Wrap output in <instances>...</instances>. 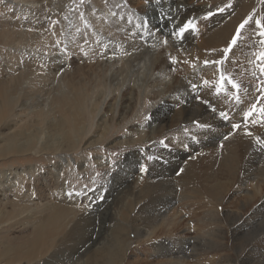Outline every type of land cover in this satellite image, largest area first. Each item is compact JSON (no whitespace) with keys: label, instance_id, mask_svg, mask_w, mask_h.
<instances>
[{"label":"bare ground","instance_id":"6f19581e","mask_svg":"<svg viewBox=\"0 0 264 264\" xmlns=\"http://www.w3.org/2000/svg\"><path fill=\"white\" fill-rule=\"evenodd\" d=\"M59 1L63 5L57 7L56 4L46 9L49 5L46 3H51L52 0H35L37 12H33L38 14L44 9L41 16L50 18L51 29L56 28L58 22H63V29L67 30L68 27V53L63 57L50 55V65L48 64L46 72L58 81L55 85L61 86L62 90L56 93L51 84L40 87L33 83L36 86L33 87L31 84V87L29 81L22 82L19 75L25 73L27 69L23 66L18 67L14 61L6 68L7 70L0 72V166L5 165V162L1 161L16 160L18 157L31 154L36 157L55 154L56 158L47 166L48 172L45 174L47 176L33 164L23 165L19 169L14 168L15 170L0 169V264H64L63 260H59L58 263L60 255L47 257L48 254L55 249L56 253H59L61 251L58 250L63 248L57 247L62 245L66 248L68 244H70L68 248L80 251L81 246L77 242L80 235H84V229L80 230L81 226L76 223L70 233H67V230L78 218L77 213L83 211L80 208L82 206L78 205L86 194L68 190L67 168L71 166L72 161L68 151H76L82 145L89 146L88 148L98 145L105 134L109 133L115 116L120 115L119 125L126 121L141 95L155 101L153 104L156 108L152 116H157L159 110L165 111L169 107L173 110L172 114L164 119L158 117L152 122L151 128L133 122L131 126L133 125L136 135L131 138H116L117 140L110 142L112 148L135 144L138 140L151 142L153 132L162 133L167 130L183 135L182 140H189L191 139L189 137H196V134H199L203 146L183 154L180 162L181 174L175 178L165 179L164 175L161 177L158 174L153 178L143 175L146 178L144 177L141 184H133L131 179L139 177L134 165L120 168L119 173L125 174V183L130 185L116 186L111 194L115 193L116 198L126 196L128 192L135 196L132 203L134 213L122 217L123 229L127 224L130 225L129 230L137 228L139 222L135 218L137 215L143 220L152 218L150 215L153 211L150 212L151 209L148 207L155 206L154 219L159 217L163 222L145 225V229L139 230L141 232L139 239L133 244L129 243V238L120 241L119 234L111 229L108 238H104L99 244L97 242L91 244L94 247L97 244V253L87 260L80 258L81 262L75 264H128L126 261L128 257H136L134 264H246L247 262L243 260L249 258L248 253L253 249L257 250L254 254L257 257L256 264H264V246L257 249L260 243L264 242V234L255 236L256 240L252 244L248 243V238L254 237L252 225L264 217V193L261 192L264 177L253 185L252 190L235 192L236 188L244 187L248 180L258 179V175L256 177L253 175L254 180L248 177L246 156L250 141L255 139L254 136L257 138L264 133V118L260 116L255 118L256 116L251 115L245 123L242 115L251 111L253 106L256 108L255 112L264 108V99L261 98L264 97V91H261L264 88L262 82L264 74L261 73L264 61L259 59L260 53L264 52L262 43L264 37L260 35L264 28L256 26V21L261 22L262 17H236L238 13L233 17H206L203 20L206 29L201 32L203 44L197 46V51L193 53L192 49L187 50L188 43L180 45L182 37L179 35V29L187 22H192L194 17H143L144 11L142 14L136 13L131 7L130 11L135 17H124L131 14L129 9L123 11L116 7L121 5L120 8H123L127 4V2L124 4V0H84L83 6L77 11L74 10L71 16L75 13L80 15L84 7L87 17L78 15L79 17L66 18L68 12L66 4L70 0L56 2ZM251 1L243 2L239 12L247 13L251 8ZM262 10L264 13V7ZM151 11L145 10L146 14ZM41 16L35 22H43ZM245 20H248V23L240 30L237 43L231 45V41L236 38L237 28H240ZM26 27L22 26L23 30H18L19 35H16L25 36ZM187 32L183 38H186ZM51 33L53 30L50 29L38 30L36 36L44 38ZM9 41L10 39H7L6 43ZM7 46L9 48V45ZM230 46L231 51L226 53L225 50ZM11 49L14 50L12 46ZM247 50L249 62L246 68L241 69L232 59L242 58L243 52ZM13 59L20 60L17 56H13ZM205 61L210 63L206 65ZM212 61L223 63L215 64L211 63ZM85 67H88L91 73L84 72V79H79L78 71ZM34 68L40 70L38 67ZM253 72L256 74L253 75ZM222 75L225 79L230 77L238 87L231 89L224 80L221 88ZM252 76L259 77L254 87L255 93L260 94L259 98L248 96L253 91ZM44 79L48 80L43 78V81ZM61 80H65L66 83H62ZM234 89L239 91L236 96L233 95ZM199 98L202 100L199 101ZM203 100L215 104L216 109L208 107ZM222 112L229 120L221 117ZM87 114L90 119H87ZM96 116L98 119L93 127L91 120ZM233 124L240 127L234 128ZM32 125H36L34 132L29 131ZM97 127L99 132L96 131ZM185 131L191 135H186ZM220 134L223 135L222 138ZM165 146L174 145L154 143L153 148L159 152L153 154L151 152L150 157L155 159V163H158L159 156L169 159L160 161H168L165 163L171 166L173 171L172 151L167 152ZM76 164L78 168L81 166ZM87 167L86 165L81 170ZM169 186L178 189L174 192L181 194V198L179 196L178 199L181 206H187L189 203L192 206L191 201L194 200L193 204H197L200 209H207L205 216L209 219H200L199 222L190 220L191 225L188 229L190 232L196 230V238L177 233L178 224L182 219L178 218L179 211L172 213V206L175 203L168 201L169 204L158 205L154 198V192L164 190L166 187L168 189ZM167 192L165 194H168ZM241 193L244 199L240 198V202L237 200L239 206L232 205L237 209L233 210L230 207L228 209L227 200ZM148 196H151V199H145ZM108 197V207H111V203L117 199L114 197L110 199L109 194ZM87 199L88 206L92 205L93 201L89 196L85 197V200ZM182 199L187 202L182 204ZM146 200L149 202L142 210L137 211L141 202ZM202 204L204 205L200 206ZM249 206H252L250 210L247 209ZM146 208L147 210H144ZM187 209L190 210L189 205L183 210ZM146 214L149 216H145ZM232 216H237L234 223L230 222ZM206 219L208 224L205 222ZM207 225L213 226L209 230L214 234L213 242L216 240L215 245L218 244L215 247L212 243L215 248H209L208 252L202 248L198 249L197 244V239L204 245L212 236L205 232ZM12 230H18V236L7 237ZM199 231L209 237L206 239L205 235L200 236ZM262 232L259 230V234ZM126 234L124 231V235ZM161 236L163 238L155 241ZM208 241L211 242L209 239ZM141 243L148 245L149 253L154 252L150 258H145L144 252L138 249V244ZM227 250L232 251V255L230 252L228 256L218 255L219 251L228 254ZM205 253L214 256L205 259L202 257Z\"/></svg>","mask_w":264,"mask_h":264},{"label":"rangeland","instance_id":"374dc122","mask_svg":"<svg viewBox=\"0 0 264 264\" xmlns=\"http://www.w3.org/2000/svg\"><path fill=\"white\" fill-rule=\"evenodd\" d=\"M52 1L55 3L58 0H52ZM245 1L246 0H124V4L126 2H127V4H125L123 8H120L121 5H118L116 7L118 8V10L122 9L123 11H128V9L130 11V7H131V10H135L134 12L140 13V14H142L143 13L142 11H144V13L142 15L143 17H194V20L192 21V23L195 25V30H190L189 32H187L186 38H182L181 41H179L181 46H182V44L186 45L188 43L189 49L187 48V50L190 51L192 49V52L194 53L198 49L197 46L203 44V41H201V39H202L201 32H204L206 29L205 25H203L204 24L203 20L206 17H233L234 14L236 15L238 13V15H236V17H262V19L264 20V18H263L264 13L262 10L264 7L263 6L264 0H252L251 1V3H252L251 8L247 11V13L244 14V13L239 12V11H240V6H242L243 2H245ZM53 2L46 3L47 5L49 4L48 7L45 4V7H47L46 9H48L50 6H54L56 4H57L56 5L57 7H59L60 5H63L62 3H60V1H59V3L56 2L55 4ZM83 2H84V0H70V2H68V4H66L68 7L69 13L67 12L65 17L71 18L73 16L74 17L75 16L76 17L85 16L86 13H85L84 7H83V12H80L81 13L80 15L78 13H75L73 16H71L72 12H74V10L77 11L80 7L83 6ZM187 2H189V3H187ZM132 4H134V5H132ZM135 5H137V6L135 7ZM127 6H128V8H127ZM35 8H37L35 0H21V2H19V0H9V1L0 0V34H1L0 38L2 37L0 40V67H1L0 72H4L5 70H7L6 68L10 67L11 64L16 62V65L18 64L17 65L18 67L23 66L27 69L25 73L23 72L24 74L21 73L20 74L21 76L19 75V78L22 82L29 81V83H30L29 85H31V84L34 85L36 83V85L40 86V87H42L45 84H51L52 87L54 86L53 89L57 93V92H60L62 90V87L59 85H55L58 81H56L54 78H52L50 74H46V72H47V68L50 65V58H49L50 55L55 54V55H59V57L60 56L63 57V56H66L68 53V48H69L68 27L66 25L67 30H66V28L63 29V26H64L63 22H58L56 28H54V29L49 28V27H51V24H50L51 21H49L50 18L46 17L45 15L43 17L41 16V14L42 15L44 14L42 12H44L45 10L44 9L40 10L42 12L37 14L36 13L37 10H35ZM146 9H151L152 11L149 14H146L147 13V12H145ZM221 9H223V11H221ZM21 10H23V11H21ZM33 11H36V12H33ZM88 12L89 11H87V14H89ZM122 13L123 12H121V16H122ZM39 16H41L40 18L43 20V22H41V23L35 22L37 20V18H39ZM126 16L127 17H131V16L135 17V15L132 12H131V14H126L124 17H126ZM30 17H33V18H30ZM86 17H87V15H86ZM262 19H261V23H263ZM21 23H22V26H27L25 28L27 34L23 37H21V36L18 37L17 35H19V34H17V31L23 30ZM40 26H43V27L40 28ZM17 27H18V29H17ZM45 29L46 30H49V29L53 30V33L48 34L49 37L47 35L44 38H38L36 36V32H38V30L44 31ZM240 30H241V28H237L236 34L238 31L240 32ZM13 33H14V35H13ZM67 34H68V37H66ZM11 35L17 36V37H12ZM8 36H10V37L8 38ZM47 38H49V39H47ZM7 39L8 40L10 39V41L6 43ZM14 39H15V41H14ZM17 39H18V41H17ZM184 42H186V43H184ZM11 43H13L14 45ZM7 45H9V48ZM11 46L13 47L14 50L11 49ZM239 48H241V45H239ZM187 50L185 52H187ZM8 51L11 52L12 54L8 53ZM180 51H181V49H180ZM5 53H7V54H5ZM9 54L11 55V57ZM248 54H249V51L247 50V51L243 52L242 58H239V59L233 58L232 60L236 64H238L241 69H244L247 67L248 62H249ZM6 55H8V57H5ZM13 56H17L18 58H20V60L18 59V61H15L13 59ZM6 58H8L9 60ZM194 64H196V63H194ZM30 67H32L33 69L32 68L30 69ZM34 67H38L40 70L37 71ZM1 69H3V70L1 71ZM22 69H24V68H22ZM84 72H90L89 68L85 67L84 69H82V68L79 69V71H78V75H79L78 78L79 79L80 78L84 79V77H85ZM36 73H38V74H36ZM34 74H36V75H34ZM254 74H256V73L253 72V75ZM41 75H43V76H41ZM252 77H253V79L251 81L254 85L253 91H252V94L249 93L248 96H250L252 98L253 97L259 98L260 94L255 93V90H254V87L256 86V83H257V80L259 79V77H254V76H252ZM30 78L32 81L30 80ZM43 78H46L48 80L44 79L45 81H43ZM53 80H55V81H53ZM225 81L228 83V85L231 87V89H233V87H232V84L234 83L233 80H231L230 77H226ZM229 81H231V83H229ZM61 82L66 83L65 80H61ZM262 82L264 84V80H262ZM32 85H31V87H32ZM36 85H34L33 87H35ZM55 86H56V88H55ZM202 87H203V85H202ZM238 92H239L238 89H234L233 95L236 96L238 94ZM201 100L202 99L199 98V101H201ZM154 102L155 101H150L148 96H145V95L139 96L135 107L133 108L132 112L130 113L129 117L126 120L127 122L126 121L121 122V124L119 125L120 115L117 114L115 116L113 122H112V127L110 128L109 133L105 134L104 139H102V141L98 145H96V144L92 145V146H90L91 148H88L89 146L82 145L76 151L75 150L74 151H68L69 154L71 155V159H72L71 166H68V168H67L68 190H69V192L72 191V192H76L78 194H86V195L83 197L82 202L78 205V206H82L80 208L83 209V211L79 212L80 211V208H79V211H78L79 213H77V215L79 214V216L76 219V221L73 222V224H71V226L68 228L67 233L71 232V230L74 228V225L76 223L79 224V226H81L80 230L84 229V235L81 236L79 234L80 240H78V242H77V244L79 243V246H81L80 251H82V252H80L79 249L75 250V249H70L71 247L68 248V246L70 244L66 245V248H64L62 245H60L61 247L58 246L57 248H63V250H61V249L58 250L61 252L56 253L57 249H55L54 251L52 250L48 254L47 257H50L52 255H54V256L60 255V258L58 259V263H59V260L60 261L63 260L64 264L65 263L66 264H75L77 262L80 263L81 262L80 258H81V260H87L91 256H93L95 254V252L97 253V249H96L97 244L101 243V241H103L104 238H108V236L110 235L111 229H114V232L119 234L120 241H123V239H125V238L126 239L129 238V243L133 244L139 239V236L141 233L140 231L145 229V225H148V224L154 223V222H156V223L157 222H160V223L163 222V221H161V218H159V217L154 219V216L156 213H154L155 211L153 208L155 206L154 207H148V209H151L150 212L153 211L150 215L152 218L143 220L142 218L139 217V215H137L135 217L136 219L139 220V222L137 223V228L129 230L130 225L127 224V226L123 229L122 217L125 215H132L134 213L132 211V203H133L135 196L133 197L131 195V193L128 192L127 194H125L126 196L116 198L115 193L111 194L112 190H114V188L116 186L126 187L127 185L128 186L130 185L129 183H125V174L123 175V174L119 173L120 168L124 169L126 166L132 167L134 165L133 167L136 171H138L137 174H139L138 175L139 177L131 179L133 184H138V183L141 184L143 179L146 178L145 176L153 178L156 176V174L160 175L161 177H162V175H164L163 178H165V179L175 178L181 174L180 170L182 169V166H180V162H181V159L183 157V154L186 153L187 151H190L191 149H196L198 147L203 146L202 141L199 140V138L201 137L199 134H196V137H189V138H191L189 140H186V139L182 140L181 138H183V135H178L176 132H172V131L167 130V131L162 132V133H154L153 132L154 134L152 133V141L151 142L149 140H147V141L146 140H144V141L138 140L137 142H135V144L119 145V146H115L112 148L110 146L111 141L117 140L118 138H124V137L131 138V137H134L136 135L133 131V129H134L132 127L133 125L131 126V124L133 122H134V124L137 123L139 125L145 124L146 127L150 126V128H151L152 122L156 121L158 119V117H161L162 119H164V118H168L169 115L172 114L173 110L171 107H169V109H167L165 111L159 110L157 116L156 115L152 116L153 113L155 112V108H156V106L153 104ZM203 102H205L208 107H212L213 110L216 109L215 104H211L210 102H207V100H203ZM259 110L256 112L254 111L252 115L256 116L255 118H260V117L264 118V114H261V112ZM248 113H249V111L242 115V119L245 123L247 122L248 117H249L247 115ZM96 114H98V113H96ZM87 119H90L88 114H87ZM97 119H98L97 116L92 117L91 121L93 122V125H94L93 127H95V123L97 122ZM35 127H36V125H32L29 128V131L34 132ZM135 128H137V126ZM98 129H99V127L96 128V131H98ZM93 130H95V129H93ZM186 131H185L186 135L187 134H188V136L191 135V134H189V132H186ZM263 135H264V133H263ZM263 135H261L257 138L253 135L255 139L250 141V146H249L247 156H246L247 157L246 167L248 168V172H249L248 177L250 179L254 180V178L258 175V179L255 181L248 180L246 185H244V187L235 189L236 193L242 192L243 190H252L253 185L257 182H260L262 180V178L264 177V158H263L264 157V137H263ZM220 136L222 138L223 135L220 134ZM161 140L165 141L164 145H166V143H172L174 145L173 147H168V146L164 147L167 152L172 151V157L174 158V160H173V171L171 169V166H169V165L167 166V164L165 163V162L168 163V161H164V162L160 161V159L166 160L167 158H162L161 156H159V160L157 161L158 163H155V159L152 157H151V159H149L151 152H152V154L159 152L155 148H153V144L154 143L161 144L160 143ZM258 141H259V143H258ZM174 142L177 144H175ZM206 145H208V144H206ZM250 152H252V153H250ZM134 154H135V156H132ZM136 155L139 157H137ZM170 157L171 156H168V158H170ZM124 159H126L128 161L125 162ZM138 159H139V162H137ZM55 160H56L55 154L43 155L42 157H36V156L31 154L28 156L25 155L22 157H18V158H16V160H13V159L8 160L7 159L5 161H1V162H5V165L0 166V169L10 170L12 168V170H15V169L21 168L23 165L24 166H30L31 164H33V165L38 166L40 171H43L42 173H44L43 174L44 176H47V175H45L48 172L47 166L52 164L53 161H55ZM167 160H169V159H167ZM131 161H133L134 163ZM76 163L81 164V166L78 168V165ZM86 165L88 167L85 168L84 170H81ZM249 165H251V166H249ZM141 168H146L147 170L141 171ZM256 168L258 169V171H261L263 173L261 174V172H258ZM43 169H46V171ZM251 170H252V174H250ZM78 171L80 173H78ZM256 172H258V173L255 174ZM117 173H119V174H117ZM141 173H142V176H140ZM143 175H145L144 176L145 178L143 177ZM50 180H52V179H50ZM263 185H262L263 188L261 187V192L264 193V186ZM175 189L178 190L175 186H169L168 189L166 187V189L164 188V190L163 189L158 190V191L153 193V195H155L154 198L156 199L158 205L161 203L165 204V205L169 204L170 202H168V201H171L173 204L175 203L172 206V208H173L172 213H177L178 211L180 212V210H181V212L180 213L178 212L177 214L179 215L178 218L183 220V221L181 220L180 224H178L179 227L176 230L177 233H179V234L181 233L180 235H184V234L190 235L192 238H196L195 237V235H196L195 231L196 230L193 229V231L190 232V230L188 228L191 225V221L198 220V222H199L200 219H204V218L209 219V217L205 216V212L207 211V209H200L197 204H193L194 200L191 201V199H190V201L192 202L191 203L192 206H190V203L188 205H189V209H190V207H192V208L190 210H188V209L183 210L184 208L185 209L188 208V205L187 206L183 205L184 207L181 206V204L178 200L179 196L181 194H179L178 192H176L177 193L176 194L174 192ZM128 190H129V188H127V191ZM167 191H169V192H167ZM166 192L168 194H165ZM56 194H57V192H56ZM108 194L110 196V199L113 197L115 199H117L116 201H113L111 203V207H108V202H107V200H108L107 198H109ZM9 195H12V193H9ZM159 195H160V197H159ZM163 195H165V196H163ZM171 195L173 197H171ZM86 196H89L90 200L93 201L92 205L88 206L87 202H88L89 198L87 200H85ZM182 196H184V195L182 194ZM242 196H243V193L237 194L236 196H233V198L228 199L227 200L228 209H229V207L233 210L237 209L236 207L239 206V203H237V200H238V202H240V200H239L240 198H241V200H243L244 198H242ZM162 197H165V198H162ZM93 198H95V199H93ZM172 198H174V199H172ZM180 198H181V196H180ZM145 199H147V200L151 199V196H148ZM162 199H164V200L161 201ZM166 199H168V200H166ZM147 200L141 202V204L137 207V211L143 209V207L147 204V202H149ZM182 202H181L182 204H185V202H187V201L184 202L182 199ZM236 203H237V205H236ZM203 205L204 204H202L200 206H203ZM232 205H235L236 207L234 206V208H233ZM175 207H177V208H175ZM250 207H252V206L247 207V209H249ZM176 209H179V210H176ZM144 210H147V208ZM182 210H183V212H182ZM190 211H191V213H190ZM145 216H149V215L146 214ZM84 219L87 220V222H85ZM207 219L205 220V222H207V224H208ZM236 219H237V216H232V219L230 222L234 223L236 221ZM93 226H94V228H93ZM185 226H187V227L185 228ZM252 226H254L252 228V230H253L252 236H254V237L250 236L248 238V243L250 242L251 244L256 240V237H259V236L264 234V232H262V231H264V217L262 218V220L260 219L258 222L254 223ZM140 227H142V228H140ZM207 227H206L207 231L205 229V232H208L210 235L211 234L210 230H211V228H213V226L207 225ZM209 228H210V230H209ZM255 228H257V230ZM258 228H259L260 232H262L261 234H259ZM186 229H188V230H186ZM197 229L199 230L198 227H197ZM136 230H137V232H136ZM91 231L93 232V234L91 233ZM124 231H125V233H127L126 235H124ZM18 234H19L18 230L17 231L12 230L6 236L10 237V238H15L16 236H18ZM134 234H136V235H134ZM201 234H202V236L203 235L206 236V233L203 234L201 231H199L200 236H201ZM209 235L206 236V239L209 237ZM211 235L212 236H210L208 238L209 240H211V242L208 241V239H207L206 244H204V245L201 244L202 242L200 243L199 239H197L198 240L197 241L198 249L202 248L204 250H207V252H208L209 248H215L218 245V244L215 245L216 240L213 242V239H215L214 234H211ZM221 235L222 234H220V236ZM95 236L96 237L98 236L97 239ZM133 236H134V239H133ZM163 236L157 237L155 239V241L156 240L158 241L159 238L160 239L163 238ZM95 240H97V241H95ZM228 240L230 241V238H228ZM61 242H63V241H61ZM93 242L94 243L97 242L96 247L91 245V244L94 245ZM207 242H209V243H207ZM212 243L215 245V247ZM260 244L261 245H259L257 247V249L260 246L261 247L264 246V242H262ZM207 245H208V247H207ZM89 248H90V250H89ZM147 248H149V247L145 243L138 244V249H140L144 252L145 258H150V255H152L154 252L151 251V253H149L147 251ZM227 251H228V254L226 252L224 253L222 251H219L218 255L220 254L222 256H225V255L228 256V255H230V253L232 255V251H230V250H227ZM256 251H257L256 249L255 250L253 249L252 252L248 253L250 256L253 253L252 254L253 256H251L253 259L249 256V258L243 260V262L244 261L247 262L246 264H256V258L257 257L254 256ZM198 253L201 254L199 251H198ZM208 255H207V253H205L204 255H202V257L205 259H207V258L209 259V257L213 254H211V255L208 254ZM74 259H75V261H74ZM126 261L128 264H134L136 262V257H132V258L128 257Z\"/></svg>","mask_w":264,"mask_h":264},{"label":"snow or ice","instance_id":"6c2138e0","mask_svg":"<svg viewBox=\"0 0 264 264\" xmlns=\"http://www.w3.org/2000/svg\"><path fill=\"white\" fill-rule=\"evenodd\" d=\"M221 11H223V9H221ZM249 19H250V18H249ZM247 23H248V20H245L244 23H242V24L240 25V28L243 29ZM256 26H257V28H264V24H262L260 21H256ZM190 30H195V25H194L191 21L187 22L183 27H181V28L179 29V35L183 38L184 33L187 32V31H190ZM239 35H240V33H239V31H238L237 34H236V38H234V39L231 41V45L234 46V45L237 43V39H238ZM260 35H261L262 37H264V31H261V32H260ZM262 43H264V41H262ZM225 51H226V52H227V51H231V46H230L228 49H226ZM259 59H261L262 61H264V52H261V53H260V55H259ZM173 62H175V61H173ZM208 63H210V62H209V61H205V64H206V65H207ZM211 63L221 64V63H223V61H212ZM261 73L264 74V66L261 67ZM224 80H225V78H224V76L222 75V76H221V81H220V86H221V88L223 87ZM229 83H231V81H229ZM232 87H233V88H236V87H238V86H237L236 84L233 83V84H232ZM261 91H264V88H262ZM261 98L264 99V97H261ZM255 110H256V108H255V106H253L252 110L249 111V113H248L247 115H248V116H251ZM259 111L261 112V114H264V108H261ZM221 117H222L223 119H225V120L228 118L227 115H226L225 113H221ZM246 118H247V117H246ZM233 127H234V128H239L240 125H238V124H233ZM249 134H250V133H249ZM160 143H161L162 145H164V144H165V141H164V140H161ZM258 143H259V141H258ZM149 159H151V157H150ZM146 170H147L146 168H141V171H146Z\"/></svg>","mask_w":264,"mask_h":264}]
</instances>
